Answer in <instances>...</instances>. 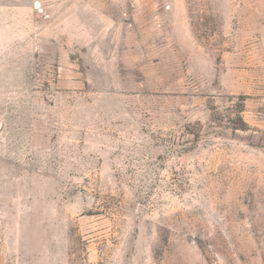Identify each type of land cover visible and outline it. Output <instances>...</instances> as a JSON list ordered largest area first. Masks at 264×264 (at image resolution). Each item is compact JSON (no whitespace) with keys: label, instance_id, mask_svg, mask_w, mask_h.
I'll list each match as a JSON object with an SVG mask.
<instances>
[{"label":"rangeland","instance_id":"1","mask_svg":"<svg viewBox=\"0 0 264 264\" xmlns=\"http://www.w3.org/2000/svg\"><path fill=\"white\" fill-rule=\"evenodd\" d=\"M0 264H264V0H0Z\"/></svg>","mask_w":264,"mask_h":264}]
</instances>
